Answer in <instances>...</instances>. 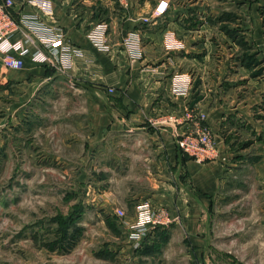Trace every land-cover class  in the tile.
I'll use <instances>...</instances> for the list:
<instances>
[{"label":"crops","instance_id":"crops-1","mask_svg":"<svg viewBox=\"0 0 264 264\" xmlns=\"http://www.w3.org/2000/svg\"><path fill=\"white\" fill-rule=\"evenodd\" d=\"M14 1L15 19L37 14L47 26L63 31L57 40L60 49L70 44L84 54L58 66L50 60L55 56L27 28L0 39V57L13 52L25 61L19 69L0 65L4 119L0 127L26 118L38 94L65 88L74 99L73 107H64L70 114L65 119L73 126L72 143L80 142L84 132L85 142L93 146L91 160L105 154L107 176L135 179L138 188L132 184L128 188L132 197L155 200L160 203L156 207L168 205L174 227L182 224L179 210L192 214L203 204L208 207L209 196L217 194L228 175L234 178L249 169V176L264 177V60H249L247 66L239 62L231 77L218 67L208 87L211 60L207 52L202 54L207 43L202 45L201 34L194 35L178 18L166 23V15L143 20L158 0L154 4L152 0ZM261 14L257 8L250 11L246 34L252 50L264 52ZM101 22L107 24L109 52L92 40ZM170 35L184 46L167 49ZM130 42L138 46V57L133 56ZM37 49L42 51L39 56L34 54ZM219 62L227 65L225 60ZM176 75L189 79L186 95L173 92ZM228 80L232 87L226 88ZM198 112L206 117L197 122L208 123L216 133L220 156L216 159L189 156L179 146V138L196 127ZM112 184L105 189L108 195L113 194Z\"/></svg>","mask_w":264,"mask_h":264},{"label":"rangeland","instance_id":"rangeland-1","mask_svg":"<svg viewBox=\"0 0 264 264\" xmlns=\"http://www.w3.org/2000/svg\"><path fill=\"white\" fill-rule=\"evenodd\" d=\"M169 1L166 23L178 18L194 35L201 34L202 45L207 43L202 54L211 60L208 87L218 67L231 77L239 62L264 60L246 34L250 11L257 8L261 14L264 0ZM229 81L226 88L232 87ZM73 100L63 87L43 91L33 98L26 118L0 127V264H264V177L249 176V169L223 178L208 207L203 204L192 214L179 210L182 224L175 227L168 205L156 207L157 201L144 199L155 212H166L168 223L157 225L168 226L169 233L154 250L147 249L152 242L146 238L156 225L140 242L131 241L128 227L143 201L128 189L129 184L138 188L136 180L107 176L105 154L91 160L93 146L83 131L80 142L72 143L64 107H73ZM195 116L196 122L201 119V113ZM203 125L216 142L212 127ZM215 146L210 160L220 157ZM110 184L114 191L108 195Z\"/></svg>","mask_w":264,"mask_h":264},{"label":"built area","instance_id":"built-area-1","mask_svg":"<svg viewBox=\"0 0 264 264\" xmlns=\"http://www.w3.org/2000/svg\"><path fill=\"white\" fill-rule=\"evenodd\" d=\"M14 5V0H0V39L10 38L22 28H27L39 38L43 46L48 48L52 55L55 56L50 60L55 63L57 61L58 66L60 62L71 64L75 56L84 54L81 48L70 44H66L60 49L57 40L63 37V31L58 27L53 28L47 26L37 14H23L19 20L15 19L12 13V7ZM169 7V0H158L150 12V17L144 16L143 20L149 21L151 17L157 19L164 16ZM106 28L107 24L101 22L99 24V29L93 33L92 40L100 50L109 52L111 46L106 39ZM165 43L167 49L184 46V43L173 35L166 38ZM129 44L133 56L138 57L140 54L138 46L132 42ZM34 54L37 56L42 54L41 49H37ZM24 63V57L13 52H5L0 57V65L8 68L19 69L24 66ZM172 90L175 94L186 95L189 90V79L185 76L176 75L172 81ZM201 118H205L204 113H201ZM178 141L183 152L198 159L208 158L216 148L215 141L212 140L208 126L199 122H197L195 128L183 134ZM116 212L123 215L122 209H116ZM166 216L167 214L164 210L155 212L154 208H152L147 200L141 201V203L137 205L136 219L128 227L129 239L135 243L140 242L153 226L157 224H167L169 218L166 219Z\"/></svg>","mask_w":264,"mask_h":264},{"label":"trees","instance_id":"trees-1","mask_svg":"<svg viewBox=\"0 0 264 264\" xmlns=\"http://www.w3.org/2000/svg\"><path fill=\"white\" fill-rule=\"evenodd\" d=\"M167 12H166V14H167ZM161 226H163V225H156L154 227V228H156V229H154V230H156V232L152 235H149L148 237L146 236L148 238V239L146 238V240H147L146 243L148 241L152 242V244L147 246L148 250H154L155 248H158L161 245V243L166 240L167 235L169 233V227L168 226L167 227H161Z\"/></svg>","mask_w":264,"mask_h":264}]
</instances>
